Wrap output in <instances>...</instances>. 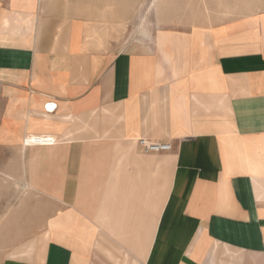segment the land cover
Here are the masks:
<instances>
[{
	"label": "crops",
	"instance_id": "crops-1",
	"mask_svg": "<svg viewBox=\"0 0 264 264\" xmlns=\"http://www.w3.org/2000/svg\"><path fill=\"white\" fill-rule=\"evenodd\" d=\"M76 22L0 0V264H264V8L119 53Z\"/></svg>",
	"mask_w": 264,
	"mask_h": 264
},
{
	"label": "rangeland",
	"instance_id": "rangeland-1",
	"mask_svg": "<svg viewBox=\"0 0 264 264\" xmlns=\"http://www.w3.org/2000/svg\"><path fill=\"white\" fill-rule=\"evenodd\" d=\"M54 4L62 5L70 20L77 21L86 45L114 53L156 46L158 32L161 35L175 29L188 30L204 24L207 15L216 18L227 12L248 13L264 8V0H54ZM12 78L0 74V117L7 106L3 100L4 84L12 86ZM12 158L13 154L7 152L5 159L11 164L0 167V172H4L0 173V224L17 200L16 194L25 190V182L5 175L15 173L9 160Z\"/></svg>",
	"mask_w": 264,
	"mask_h": 264
},
{
	"label": "built area",
	"instance_id": "built-area-1",
	"mask_svg": "<svg viewBox=\"0 0 264 264\" xmlns=\"http://www.w3.org/2000/svg\"><path fill=\"white\" fill-rule=\"evenodd\" d=\"M40 139H35V142L30 145H41L43 142ZM25 141V140H24ZM137 146L139 151L143 154H159L164 152H169L171 150V145L164 142H151L144 139H139L137 141Z\"/></svg>",
	"mask_w": 264,
	"mask_h": 264
}]
</instances>
